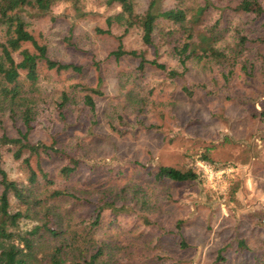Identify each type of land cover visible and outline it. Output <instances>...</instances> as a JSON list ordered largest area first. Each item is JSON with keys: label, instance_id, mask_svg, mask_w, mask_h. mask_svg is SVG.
Here are the masks:
<instances>
[{"label": "rangeland", "instance_id": "rangeland-1", "mask_svg": "<svg viewBox=\"0 0 264 264\" xmlns=\"http://www.w3.org/2000/svg\"><path fill=\"white\" fill-rule=\"evenodd\" d=\"M149 1L138 0L137 10L144 11ZM240 1L210 0L201 21L202 25L221 21L224 45L235 46L238 29L255 41L248 43L228 74L217 63L202 62L192 64L182 77H171L151 65L139 70L138 57L117 59L113 51L122 36L125 49L176 66L168 45L157 54L136 27L125 33L123 26L114 24L111 33L99 32L108 29L107 17L120 9L106 6L105 0H77L76 4L67 0L45 16L27 18L29 30L47 46L50 58L82 67L81 72H59L42 61L38 81L25 79V90L36 100L30 140L55 143L68 155L86 160L64 182L59 172L67 164V155L44 157L45 169L58 184H69L91 196L129 183L147 187L154 181L149 171L160 165L200 173L199 180L155 182L147 187L152 224L139 218V212L119 216L104 212L95 232L113 245V264L264 263L263 64L256 61L255 71L249 67L252 74L242 66L248 59H260L259 53L264 52V13L240 12L236 9ZM180 5L195 11L206 1L161 2L163 9ZM163 26L170 24L165 21ZM2 32L0 27V37ZM23 48L38 52L31 42ZM15 57L21 58L18 52ZM184 84L194 92H185ZM82 85L99 91L94 94L95 111L83 101L88 90ZM65 91L70 100L63 108L64 117L58 102ZM140 98L144 107L135 110L133 103ZM0 119V136L4 131L16 136L25 130L19 118L0 114ZM9 149V145L0 147L3 168L13 179H26L23 165ZM205 152L215 160L205 161L213 167L212 175L200 164ZM179 220L183 221L181 234L176 227ZM29 225L27 221L25 226ZM240 239L249 250L239 248ZM219 254L225 260L219 261Z\"/></svg>", "mask_w": 264, "mask_h": 264}, {"label": "trees", "instance_id": "trees-1", "mask_svg": "<svg viewBox=\"0 0 264 264\" xmlns=\"http://www.w3.org/2000/svg\"><path fill=\"white\" fill-rule=\"evenodd\" d=\"M66 1L0 0V27L3 31L0 37V114H8L14 120L19 118L25 129L16 136L4 131L0 136V147L9 145L14 158L21 162L26 172V179H13L0 160V264H113V245L106 239L98 238L95 232L105 211H111L116 216L139 212V218L152 224L147 214L153 207L151 200L145 197L147 187L155 182L185 183L201 177L193 168L160 165L149 171L154 181L147 187L129 183L117 190L105 189L90 196L69 184H58L57 179L45 169L44 157L67 155V164L59 172L65 182L86 163L82 158L68 155L55 143H34L29 136L36 119V100L25 90V79L33 84L38 81L42 61L48 68L59 72L82 70L79 65L50 58L47 46L40 44L29 30L27 18L45 16ZM71 1L74 4L77 2ZM162 1L150 0L147 8L140 12L137 10L138 0H105L106 6L115 5L120 9L107 17L108 29H99V32L111 33L114 24L123 26L125 33L136 27L142 32L144 43L154 46L157 54L162 46L168 45L172 51L170 56L176 59V66H168L157 58L148 59L136 49H125L122 36L118 48L113 51L117 59L125 55L135 56L140 58L139 70L151 65L166 71L171 77H182L192 64L202 62L217 63L228 69V74L232 73L231 67L237 64L248 43L255 42L249 34L238 29L235 46H227L222 43L226 36L222 34L219 19L213 24L202 25V15L210 0H205L206 5H199L195 11L181 5L163 9ZM236 9L257 16L264 13L261 0H241ZM165 21L170 24L169 28L162 27ZM26 42H31L38 52L23 48ZM16 52L20 54V60L16 59ZM259 55L260 59H248L242 65L245 72L252 74L249 67L255 71L256 61L261 60L264 76V52ZM82 88L88 90L83 101L95 111L94 94L99 91L87 85H82ZM183 90L188 94L194 92V88L186 84ZM69 98V93L65 91L58 102L62 116ZM133 106L135 110L144 107L142 98L135 100ZM201 159L215 163L208 152L203 153ZM27 221H30L29 227L25 226ZM182 224L183 221L179 220L176 225L180 234ZM181 244L186 246L182 235ZM238 246L242 250L250 249L244 239L238 240ZM217 259L225 260V257L219 254Z\"/></svg>", "mask_w": 264, "mask_h": 264}, {"label": "built area", "instance_id": "built-area-1", "mask_svg": "<svg viewBox=\"0 0 264 264\" xmlns=\"http://www.w3.org/2000/svg\"><path fill=\"white\" fill-rule=\"evenodd\" d=\"M200 164H201V166L205 169V171H206L207 173H209V174H211V175L214 173V169H213V167H212L210 164H208L207 162L203 161V162H201Z\"/></svg>", "mask_w": 264, "mask_h": 264}]
</instances>
